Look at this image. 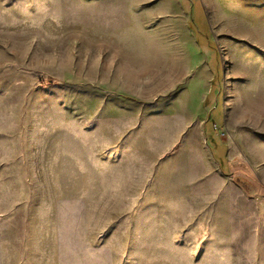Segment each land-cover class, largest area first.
Returning <instances> with one entry per match:
<instances>
[{"label": "rangeland", "instance_id": "1", "mask_svg": "<svg viewBox=\"0 0 264 264\" xmlns=\"http://www.w3.org/2000/svg\"><path fill=\"white\" fill-rule=\"evenodd\" d=\"M0 187L16 263L264 264V0H0Z\"/></svg>", "mask_w": 264, "mask_h": 264}, {"label": "bare ground", "instance_id": "2", "mask_svg": "<svg viewBox=\"0 0 264 264\" xmlns=\"http://www.w3.org/2000/svg\"><path fill=\"white\" fill-rule=\"evenodd\" d=\"M147 6H148V4L144 2L141 8L145 9ZM139 12H140V10H139ZM143 67L144 68H142L141 72L145 73L146 75H149L150 77L152 76L153 80L155 81V85H154V89H153L154 91H160V90H162V88H164V86H167L165 84L166 79L161 78L163 75H161L162 74L161 73L162 72V65L160 63L150 61V62H147Z\"/></svg>", "mask_w": 264, "mask_h": 264}, {"label": "crops", "instance_id": "3", "mask_svg": "<svg viewBox=\"0 0 264 264\" xmlns=\"http://www.w3.org/2000/svg\"><path fill=\"white\" fill-rule=\"evenodd\" d=\"M0 188H2V187H0ZM8 212L9 211H6V209L3 208V211L0 213V223L2 222L1 218H4ZM6 245H7V243H6L5 238L0 234V264H21L18 262L16 263L15 261H17V260H15L14 257H12V256H9L7 258V255L5 252Z\"/></svg>", "mask_w": 264, "mask_h": 264}]
</instances>
